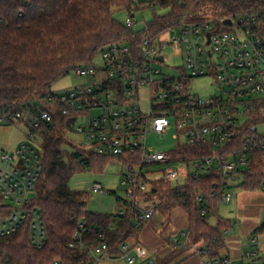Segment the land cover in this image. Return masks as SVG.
Segmentation results:
<instances>
[{
  "label": "built area",
  "instance_id": "built-area-1",
  "mask_svg": "<svg viewBox=\"0 0 264 264\" xmlns=\"http://www.w3.org/2000/svg\"><path fill=\"white\" fill-rule=\"evenodd\" d=\"M132 2L139 9L127 12L124 22L133 30L134 43L118 41L103 47V68L78 64L67 69L66 73L74 71L89 82L55 92L50 104L60 107L64 114H76L71 128L76 120H87L77 130L86 133L95 151L123 157L126 171L120 183L126 191L127 207L119 213L125 214L129 207L134 225L140 227L156 211L146 194L158 180L178 177L177 167L183 164L188 167L185 180L216 172L220 178L216 189H222H214L211 195L220 193V201L224 202L233 197L230 181L237 175L244 178L246 173L252 174L258 160L255 155L264 152V132L257 127L264 124V9L198 19L184 14L160 35H152L147 24L143 29H134L136 14L144 9L142 0ZM166 34L168 37H164ZM165 48H172L174 55L183 59L180 65H167L175 68L176 74L161 67ZM204 76L212 77L216 84L215 91L207 95L192 88V80ZM95 110L99 113L93 114ZM36 111L38 115L28 122L30 141L20 142L13 151L0 149V239L28 224L30 242L40 249L47 241L46 222L40 209L31 206L43 168V137L39 131L53 125L54 120L50 110L37 107ZM24 116L22 111L7 110L0 113V123H26L20 120ZM172 128L177 139L174 149L180 145L206 146L211 153L191 160L176 159L174 149L163 151L147 145L149 132L166 134ZM260 158L264 162V154ZM158 173L162 176L155 177ZM88 190L107 192L98 181ZM197 199L202 201L203 197ZM141 202L146 206L141 207ZM201 213L205 215L207 209ZM88 231L95 228L79 222L70 246L87 247L84 235ZM257 241L254 234L251 242ZM109 251L106 233L100 231L91 249L94 260L79 264H98ZM132 251L139 256L146 254L140 244H120V252L129 263L136 261ZM203 257L205 264H237L228 254ZM242 258L246 264H264V251L251 247ZM53 264L63 263L57 260ZM147 264L158 263L150 260Z\"/></svg>",
  "mask_w": 264,
  "mask_h": 264
},
{
  "label": "trees",
  "instance_id": "trees-1",
  "mask_svg": "<svg viewBox=\"0 0 264 264\" xmlns=\"http://www.w3.org/2000/svg\"><path fill=\"white\" fill-rule=\"evenodd\" d=\"M141 8L152 10L147 29L152 35H160L184 14L198 19L206 15L222 17L256 12L264 9V0H142ZM158 8L164 11L159 13ZM138 9L132 0H0V113L22 111L25 116L20 120L28 123L38 115L36 108L40 107L50 110L54 120L53 125L39 131L43 137V168L31 205L39 208L45 218L46 244L40 249L34 248L26 224L0 239V264H53L57 260L63 264L92 263L90 250L98 242L100 231L106 233L111 252L140 231L141 227L132 222L129 207L125 214L94 212L87 209L89 190L71 188L70 178L77 171L102 168L108 157H116L124 164L125 160L121 156L98 153L93 148L74 147L73 151L64 148L69 143L64 134L71 129L76 114H64L60 107L50 104L55 94L51 86L67 69L78 64L95 65L97 52L113 42L134 43L133 30L115 14ZM210 153L206 146L180 145L172 151L174 158L185 160ZM263 154L258 151L255 155L258 160L252 166V174L244 176L242 187L262 186L264 162L260 156ZM219 180L216 172L199 178L188 177L181 184L161 179L146 194L156 209L169 214L180 206L189 214L187 244H176L169 255L158 258V264H172L185 249L194 245L202 256L222 254L225 231L231 224L219 217L216 225H210L206 219L210 213L218 215L220 193L215 196L211 193ZM199 195L202 201H198ZM203 208L207 209L205 215L201 213ZM79 222L95 228L85 233V248L70 246ZM263 232L264 221L254 233Z\"/></svg>",
  "mask_w": 264,
  "mask_h": 264
},
{
  "label": "rangeland",
  "instance_id": "rangeland-1",
  "mask_svg": "<svg viewBox=\"0 0 264 264\" xmlns=\"http://www.w3.org/2000/svg\"><path fill=\"white\" fill-rule=\"evenodd\" d=\"M164 10L158 8L157 12L162 13ZM128 13L124 10L119 11L115 16L122 22L125 21ZM153 16L151 9H144L141 12L136 14V25L134 26L135 30L143 29L146 22L149 21ZM168 37V34L164 35ZM162 53L165 55V62L161 64V67L164 71H167L171 74H176L177 70L172 67V65H180L183 62L181 56L174 55L172 48H165ZM94 62L97 68H103L105 66V60L102 57V52L99 50L95 55ZM89 82V79L84 76H79L74 71H70L65 75L57 79L51 86L52 91L62 92L69 88L75 87L77 85H83ZM192 88L195 92L207 95L212 93L216 89V84L212 77L204 76L199 78H194L192 80ZM146 96V93L144 92ZM142 106L145 108L147 106L146 98L142 101ZM99 111L95 110L93 114H98ZM87 120H76L75 126L71 129H68L64 136L69 142L64 144V148L69 151H73L74 147L86 148L89 149L92 147V142L87 139L85 132H79L77 127L81 123H85ZM259 132H264V124H259ZM30 130V123H0V149L5 151H13L20 142L30 141L28 137V132ZM175 129L172 128L166 134H159L156 132H149L146 136L147 145L155 149H161L163 151L172 150L177 145V139L174 137ZM183 138L181 137V141ZM192 168V164H189V169ZM179 172L178 177L171 178L173 184H181L185 181L186 174L188 173V167L186 164L177 167ZM126 171V165L116 157H108L107 161L103 163L102 168L96 166L95 169H88L84 171H77L70 178L69 184L73 189H82L88 190V187L93 182H100L107 190L106 193H94L89 191V196L87 199V209L100 212V213H116L120 208L124 207L125 200H127V195L124 187L121 185L120 180L123 174ZM162 176L160 173L156 174L155 177ZM243 176L237 175L236 179L230 181L229 188L233 193L232 200L230 202L221 201L219 206V215L224 218L238 219L239 206L237 205V196L238 193L246 191L247 195L245 197V203L252 202L251 199H255V194L263 195L264 189H246L240 185L242 182ZM241 195L239 196V198ZM141 207H145L146 203L141 202ZM208 220L214 222V219L209 216ZM226 251L225 247L222 248V253ZM101 256V255H100ZM204 258V257H203ZM112 264H128L125 258L122 255L116 256V258L111 259L109 254L101 256L98 264L104 263Z\"/></svg>",
  "mask_w": 264,
  "mask_h": 264
},
{
  "label": "crops",
  "instance_id": "crops-1",
  "mask_svg": "<svg viewBox=\"0 0 264 264\" xmlns=\"http://www.w3.org/2000/svg\"><path fill=\"white\" fill-rule=\"evenodd\" d=\"M241 183V182H240ZM261 188V187H259ZM247 189V188H246ZM257 189V188H256ZM264 189V188H262ZM252 190V189H251ZM241 197L239 198V196ZM247 195L246 191L238 193L237 205L239 206L238 219L224 218L219 215L218 204V215L210 213V217L214 219V222L208 220L209 216L206 218L210 225H216L218 223V218L221 217L227 220L231 225L225 231V249L226 251L222 254H228L235 258L237 264H246L242 256L246 249L251 247H258L264 251V232L254 233L259 225L264 221V193L255 194L256 198L251 199L252 202L245 203V197ZM127 205L125 203L124 207L120 208L116 214L123 209H126ZM132 222L135 219L132 218ZM189 226V214L185 209L180 206L174 207L169 214L163 212L161 209L157 208L152 217L147 219L140 227L136 236H131L127 238L124 242L129 244H140L144 246L146 250L145 255H136L135 251L132 254L136 255V261L134 263H129L127 259L120 252V245L118 250L114 252L109 251L111 259L116 258L118 255H122L128 264H147L150 260H158V258H163L169 255L176 247V244L184 246L187 244ZM257 234V243L251 242V237ZM180 246V248H182ZM91 260L93 259L92 252L90 250ZM104 264H112L111 262ZM172 264H205V259L199 252L197 245L191 246L185 249L178 257H176Z\"/></svg>",
  "mask_w": 264,
  "mask_h": 264
},
{
  "label": "water",
  "instance_id": "water-1",
  "mask_svg": "<svg viewBox=\"0 0 264 264\" xmlns=\"http://www.w3.org/2000/svg\"><path fill=\"white\" fill-rule=\"evenodd\" d=\"M226 21H228L229 23H231L230 19H227ZM208 36H210V34H208ZM127 58H129V56H127Z\"/></svg>",
  "mask_w": 264,
  "mask_h": 264
}]
</instances>
